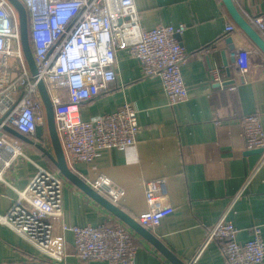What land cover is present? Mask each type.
I'll return each instance as SVG.
<instances>
[{
	"label": "crops",
	"instance_id": "crops-1",
	"mask_svg": "<svg viewBox=\"0 0 264 264\" xmlns=\"http://www.w3.org/2000/svg\"><path fill=\"white\" fill-rule=\"evenodd\" d=\"M233 1L246 19L264 14V0ZM135 4L145 29L158 24L187 26L181 40L188 55L182 75L189 98L170 106L160 78H143L137 58L118 52L116 88L84 103L81 118L89 121L132 103L141 128L138 143L123 150L102 151L90 164L77 163L69 169L87 184L99 176L107 177L124 191L119 207L134 219L148 210L145 184L164 179L174 211L156 228L147 229L186 264L203 246L195 264H225L223 243L212 240L204 245L221 218L234 224L241 243L251 239L256 226L262 227L264 238L263 154L246 149L241 125L242 116L257 114L264 132V55L260 51L255 54L253 68L242 80L224 85L234 77H228L223 58L229 60L235 48L255 46L235 25L222 0H135ZM228 23L238 29L231 36L225 35ZM229 37L233 44L227 43ZM210 45L213 50L207 54L203 50ZM229 67L232 69L230 63ZM215 75L222 87L210 90ZM232 86L237 89L230 90ZM43 127V141L51 142ZM20 143L27 158L8 170L5 183L0 182V215L8 213L16 190L27 188L38 166L60 173L42 152ZM255 167L257 172L252 175ZM63 180V214L54 225V236L64 242L65 260L44 256L0 223V264H110L79 259L74 235L63 231L62 224L122 222L71 181ZM130 231L139 247L133 264H172L150 242Z\"/></svg>",
	"mask_w": 264,
	"mask_h": 264
},
{
	"label": "built area",
	"instance_id": "built-area-1",
	"mask_svg": "<svg viewBox=\"0 0 264 264\" xmlns=\"http://www.w3.org/2000/svg\"><path fill=\"white\" fill-rule=\"evenodd\" d=\"M29 20V39L37 66L34 77L27 65L21 41L20 21L8 0H0V182L6 173L26 155L20 141L7 135L9 126L24 136L35 135L38 126H45L46 111L38 83L43 81L53 104L56 129L68 167L90 164L102 151L123 150L136 146L140 125L138 110L124 103L118 110L85 121L81 106L117 86V53L126 51L141 65L143 78L158 77L170 106L189 98V89L182 75L187 53L182 36L185 24H158L145 29L135 0H20ZM248 21L264 38V14L247 16ZM233 23L225 26V35L237 32ZM212 45L204 48L210 53ZM255 47L242 46L230 52L234 58L233 80H242L253 68ZM222 81L213 76L211 89L221 88ZM237 86L230 87L236 90ZM242 137L247 150H264V132L259 115L241 118ZM45 148L48 140L41 143ZM48 149V148H47ZM264 159V151L262 153ZM11 209L0 215V223L8 226L34 245L44 256L62 262L66 258L62 238L54 236V225L63 214V176L41 166ZM258 167L252 171L257 172ZM93 190L119 207L124 191L104 176L88 184ZM148 210L137 217L146 229L156 228L171 215L164 179L145 184ZM63 231L74 235L79 259L85 263L108 262L133 264L138 245L130 229L118 222L107 221L98 226H69ZM238 229L221 218L210 230L204 245L212 240L223 243L225 264H262L264 262L263 229L256 226L251 239L238 241ZM204 246L189 264H195Z\"/></svg>",
	"mask_w": 264,
	"mask_h": 264
},
{
	"label": "water",
	"instance_id": "water-1",
	"mask_svg": "<svg viewBox=\"0 0 264 264\" xmlns=\"http://www.w3.org/2000/svg\"><path fill=\"white\" fill-rule=\"evenodd\" d=\"M11 5L16 9L19 15L20 21V31H21V41L22 47L24 51V56L29 67L31 74L35 77L37 75V66L34 60L30 39H29V20L28 14L25 6L20 2V0H8ZM223 5L225 6L228 14L232 18L235 25L245 34V36L250 40V42L255 46V48L260 51L264 55V38L258 32V30L246 19L243 14L240 12L239 8L235 4L233 0H222ZM228 44H233V40L231 37L227 39ZM232 51V50H231ZM230 51V52H231ZM224 64L227 67L226 72L228 77L232 76L231 68L229 67V63H234V58L230 57L228 60L226 57L223 58ZM234 80H229L224 83V85L234 84ZM38 90L43 101L45 111H46V128L51 140L53 153H50L47 149H45L40 143L43 141L44 127L38 126L34 138H30L22 135L15 129L9 126H3V131L22 142H25L40 152H42L45 156H47L54 164L56 169L60 172V174L79 187L82 191H84L88 196H90L95 202L103 206L110 213H112L115 217H117L124 225H126L133 232L143 237L145 240L150 242L169 262L172 264H186L181 261L177 256H175L170 249L165 246L153 233H151L148 229L143 227L141 224L137 222L136 219L129 216L125 213L120 207L113 204L109 199L105 198L100 193L93 190L86 182L76 176L68 167L66 158L62 149V145L60 142V138L56 129L55 123V115L54 108L49 97L48 91L43 81H39ZM3 119L0 118V125H2ZM255 153H263V149L254 150Z\"/></svg>",
	"mask_w": 264,
	"mask_h": 264
},
{
	"label": "rangeland",
	"instance_id": "rangeland-1",
	"mask_svg": "<svg viewBox=\"0 0 264 264\" xmlns=\"http://www.w3.org/2000/svg\"><path fill=\"white\" fill-rule=\"evenodd\" d=\"M47 123V122H46ZM46 126V125H45ZM41 144V143H40ZM20 145H22V149H24L23 148V144L22 143H20ZM42 145V144H41ZM43 146V145H42ZM44 147V146H43ZM45 148V147H44ZM48 148V149H47ZM47 148H45V149H47L48 151H50L51 153L53 152V148L50 146V145H48L47 146Z\"/></svg>",
	"mask_w": 264,
	"mask_h": 264
}]
</instances>
